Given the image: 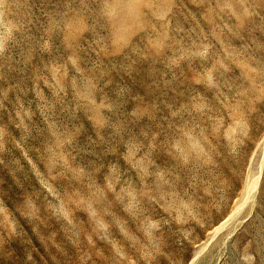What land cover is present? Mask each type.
<instances>
[{
	"label": "rangeland",
	"instance_id": "obj_1",
	"mask_svg": "<svg viewBox=\"0 0 264 264\" xmlns=\"http://www.w3.org/2000/svg\"><path fill=\"white\" fill-rule=\"evenodd\" d=\"M0 264H264V0H0Z\"/></svg>",
	"mask_w": 264,
	"mask_h": 264
}]
</instances>
